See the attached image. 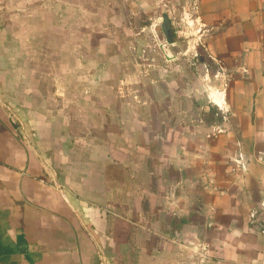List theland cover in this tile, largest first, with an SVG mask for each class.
<instances>
[{
    "label": "crops",
    "instance_id": "obj_1",
    "mask_svg": "<svg viewBox=\"0 0 264 264\" xmlns=\"http://www.w3.org/2000/svg\"><path fill=\"white\" fill-rule=\"evenodd\" d=\"M192 2L220 115L45 4L41 35L0 17V264H264V0Z\"/></svg>",
    "mask_w": 264,
    "mask_h": 264
},
{
    "label": "rangeland",
    "instance_id": "obj_2",
    "mask_svg": "<svg viewBox=\"0 0 264 264\" xmlns=\"http://www.w3.org/2000/svg\"><path fill=\"white\" fill-rule=\"evenodd\" d=\"M192 1L0 0V17L7 23L11 20L18 22L24 36L27 34L26 22L31 20L32 25L34 21L35 26L29 28V33L33 31L36 36L41 35L45 4V16L50 18L52 36H82L85 40L93 36L94 44L104 43L114 47L116 52H123L125 56L131 52L135 58L134 63L141 66V75L146 72L149 75L153 68L164 66L179 72L184 83H187L185 92L179 95H188L191 105L199 110V115L208 108L213 110V115H220L218 109L225 107L226 103L223 106L220 104L226 98L231 75L225 70L223 61L208 57L205 38L200 32L202 27L198 20V10ZM164 14L173 27V47L165 42L161 32L160 24ZM162 43L166 53L160 50ZM90 44L83 41L84 51L91 47ZM55 45L58 47V44ZM77 48L80 50L82 47ZM163 53L174 58L173 61L164 63ZM132 69V74L137 71L133 66Z\"/></svg>",
    "mask_w": 264,
    "mask_h": 264
},
{
    "label": "water",
    "instance_id": "obj_3",
    "mask_svg": "<svg viewBox=\"0 0 264 264\" xmlns=\"http://www.w3.org/2000/svg\"><path fill=\"white\" fill-rule=\"evenodd\" d=\"M160 28H161V31L166 38V43L171 44L172 43V40H171V33H172L171 23H170V21L166 15H163V17H162V22H161Z\"/></svg>",
    "mask_w": 264,
    "mask_h": 264
},
{
    "label": "built area",
    "instance_id": "obj_4",
    "mask_svg": "<svg viewBox=\"0 0 264 264\" xmlns=\"http://www.w3.org/2000/svg\"><path fill=\"white\" fill-rule=\"evenodd\" d=\"M254 215V214H253ZM253 215L251 217H253Z\"/></svg>",
    "mask_w": 264,
    "mask_h": 264
},
{
    "label": "flooded vegetation",
    "instance_id": "obj_5",
    "mask_svg": "<svg viewBox=\"0 0 264 264\" xmlns=\"http://www.w3.org/2000/svg\"><path fill=\"white\" fill-rule=\"evenodd\" d=\"M171 35H172V33H171Z\"/></svg>",
    "mask_w": 264,
    "mask_h": 264
}]
</instances>
